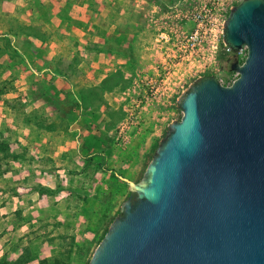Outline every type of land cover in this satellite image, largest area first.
<instances>
[{
    "label": "water",
    "instance_id": "1",
    "mask_svg": "<svg viewBox=\"0 0 264 264\" xmlns=\"http://www.w3.org/2000/svg\"><path fill=\"white\" fill-rule=\"evenodd\" d=\"M229 84L198 75L86 264H264V0H239Z\"/></svg>",
    "mask_w": 264,
    "mask_h": 264
},
{
    "label": "rangeland",
    "instance_id": "2",
    "mask_svg": "<svg viewBox=\"0 0 264 264\" xmlns=\"http://www.w3.org/2000/svg\"><path fill=\"white\" fill-rule=\"evenodd\" d=\"M181 1L0 0V27L11 23L20 29L14 36L4 33L3 28H0V68L5 67L1 76L12 80L11 91L22 86V74L29 68L24 58L44 57L57 50L54 43H43L21 30L30 29L51 42L59 38L57 29L75 21L77 24L73 25L74 28L85 33L86 25L92 20L85 14V9L93 7L97 14L90 25L93 44L86 43L85 34H78L77 39L71 32L63 37L71 47L62 48L54 55L63 57L71 51L72 55L78 57H109L112 75L107 81L111 85L113 83L111 91H116L121 85L126 98L125 108L106 110L108 116L117 123L128 122L126 136L112 140V151L106 152L103 165L117 174L118 167L122 168L123 174L119 173L118 177L104 170L96 172L95 164L90 170L92 173L88 181L81 185V188L86 189L85 195L78 200H67L69 209L66 217L45 214L33 220L32 228L22 232L24 236L16 240L17 234L8 239L3 222L8 219L16 221L18 216L13 214L14 211L0 209V259L12 262L24 250L29 251L30 257L25 264H84L89 257L100 232L101 212L105 209L111 214L117 212L121 201L128 195L127 186L120 176L129 178V174L132 180L140 178L166 124L180 116L174 104L175 96L195 76L208 71L206 68L199 72L189 70L187 62L171 71L159 63L164 54L155 44V28L162 22L158 18L159 11ZM110 27V31H106ZM10 45L15 46L16 52L11 50ZM225 56L229 61L235 58L233 53L226 54L220 45L215 54L214 66H217V70L213 75L220 83L229 84L234 71L228 70ZM243 57L238 60L241 61ZM32 66L35 69L38 67ZM168 70L172 73H167L170 76L164 79ZM80 82L78 80V84ZM150 85L153 86L152 90L157 89L156 93L149 91ZM165 88L171 89V93L160 94ZM5 94L1 98L4 103H8ZM17 107L15 105L19 110ZM42 260L45 262L41 263Z\"/></svg>",
    "mask_w": 264,
    "mask_h": 264
},
{
    "label": "crops",
    "instance_id": "3",
    "mask_svg": "<svg viewBox=\"0 0 264 264\" xmlns=\"http://www.w3.org/2000/svg\"><path fill=\"white\" fill-rule=\"evenodd\" d=\"M85 14L92 18L85 33L74 28V21L57 29V40H40L54 43L57 50L44 57L24 58L29 68L22 74V86L5 94L9 105L0 99V132L6 137L12 155L0 175V209L14 211L18 216L16 221L3 222L8 239L13 234H17L16 240L21 239L22 232L32 228L33 220L45 214L66 217L67 200L85 195L86 189L81 185L86 184L95 164L96 172L101 170L98 160L102 157L105 164L106 152L112 151V140L118 137L119 122L111 119L107 110L125 108L126 95L121 85L112 92L108 81L107 85L102 84L112 75L109 57H78L71 51L63 57L54 55L71 47L63 39L71 32L76 38L85 34L86 43L93 44L90 25L97 14L93 7L86 8ZM107 29L109 32L111 27ZM58 63L73 64L74 70L58 71ZM82 87L98 92L99 97L89 106L82 105L77 97ZM11 100L19 101V110L10 106ZM35 110L44 119L25 118V113ZM119 173L123 174V169L118 167V177ZM127 176L131 179V175Z\"/></svg>",
    "mask_w": 264,
    "mask_h": 264
},
{
    "label": "built area",
    "instance_id": "4",
    "mask_svg": "<svg viewBox=\"0 0 264 264\" xmlns=\"http://www.w3.org/2000/svg\"><path fill=\"white\" fill-rule=\"evenodd\" d=\"M236 1L182 0L159 11L158 18L162 22L155 28V44L160 50H163L164 54L159 60L163 68L172 71L178 65L187 62L189 70L199 72L206 68L207 72L213 74L217 70V66H214L215 54L220 45L226 54L233 53L235 58L244 56V47L232 51L222 41V21L229 7ZM169 70L164 75V79L170 76L167 73H172ZM236 75L237 73L234 72L231 81ZM152 87L150 85L149 91L154 94L157 89L153 88L152 90ZM168 93H171V89L169 91L165 88L160 91V94ZM129 121H131V117ZM127 123V121H122L118 124L117 138L122 139L126 136Z\"/></svg>",
    "mask_w": 264,
    "mask_h": 264
},
{
    "label": "trees",
    "instance_id": "5",
    "mask_svg": "<svg viewBox=\"0 0 264 264\" xmlns=\"http://www.w3.org/2000/svg\"><path fill=\"white\" fill-rule=\"evenodd\" d=\"M153 1H157V0H153ZM0 28H3L2 30H3L4 33H12L14 36H16L20 32V29H18V27H16L15 25H13L11 23L9 25H6L5 27H0ZM21 31L25 32L27 35L33 36V37L38 38V39H40L42 41L46 40V37L39 36V35L33 33L30 29H25V30H21ZM10 46H11V50L14 52L16 50L15 46H12V45H10ZM73 56H76V55H73ZM227 58L228 57H226V56L224 57L225 63L227 62ZM58 64H56V69L58 71L63 72V73H65V71H67L68 69L70 71L74 70V68H73L74 65L73 64H70V63L69 64L68 63H64L62 65L60 63H58ZM220 68L223 69V66H220ZM3 70H5V67L0 68V99L1 100H2V98H1L2 95H4L7 92H10L13 89L12 80L10 78L1 76V73H2ZM201 75H204V76L211 75L212 77H214V75L211 72H207V71L204 72V73H201ZM215 79H217V78H215ZM103 83H105V85H107L106 84L107 80L102 82V84ZM35 85L38 86V84H35ZM108 85H109V87H111V86H113V83H112V85H111V83H108ZM97 93L98 92L95 89L90 90L88 87H86V88L82 87V88L78 89L77 97L79 98V100L82 103V105H88L89 106L91 101H93L94 99L99 97ZM11 101H12V104L10 103L11 107L15 108V105H18L17 108L20 109L19 101H17V100L16 101L15 100H11ZM70 102L71 103L74 102V98H71ZM6 104L9 105V101ZM24 115H25V118H27V119H32V120H42V119H44V117L42 116V113L38 112L37 110L25 113ZM158 140H157V142H158ZM157 142L155 143V145L157 144ZM10 156H12V155H10V153H9L8 141H7L6 137H4L3 133L0 132V175L5 171L6 160L8 158H10ZM149 159H150V156H149ZM103 165H104V159L101 157L98 160V164H97L98 168H100L101 170H104V171H107V172L111 173L113 176H118L117 173H115V171L113 169H107V168L103 167ZM118 209H117V212H114L113 214H111L108 211V209H105V210H103L101 212L100 221H99L100 222V226H99L100 232H99V234H97L96 243L98 242L100 237L105 232L106 227L109 224V222L111 221V219L116 215V213H118ZM96 243H95V245H96ZM88 258L85 260L84 264L87 263ZM29 259H30L29 251L24 250V252L20 253L18 255V257L16 259H14L12 262H7L5 260L0 259V264H25ZM44 262H45V260L41 261V263H44Z\"/></svg>",
    "mask_w": 264,
    "mask_h": 264
}]
</instances>
